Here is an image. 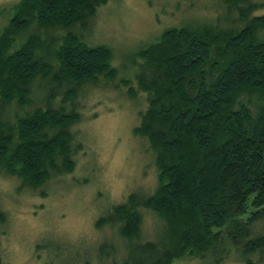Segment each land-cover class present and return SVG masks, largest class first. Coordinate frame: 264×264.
Returning <instances> with one entry per match:
<instances>
[{"label": "trees", "instance_id": "trees-1", "mask_svg": "<svg viewBox=\"0 0 264 264\" xmlns=\"http://www.w3.org/2000/svg\"><path fill=\"white\" fill-rule=\"evenodd\" d=\"M108 1L0 8V176L47 198L84 149L87 87L123 86L131 100L143 95L132 136L147 142L155 187L99 213L95 227L108 235L89 249L72 244L70 264H261L264 15L254 13L264 1L208 0L212 17L165 27L117 67L111 48L83 36ZM7 216L0 195V228Z\"/></svg>", "mask_w": 264, "mask_h": 264}, {"label": "rangeland", "instance_id": "rangeland-1", "mask_svg": "<svg viewBox=\"0 0 264 264\" xmlns=\"http://www.w3.org/2000/svg\"><path fill=\"white\" fill-rule=\"evenodd\" d=\"M19 1L0 0V8ZM206 3L109 0L96 11L95 25L83 31V36L93 45L111 48L117 67L123 56L153 42L165 27L212 17L211 5ZM254 15H264V2ZM101 84L87 87L79 125L84 149L76 155L72 172L52 181L47 198L18 190V180L0 176V195L8 213L6 226L0 228L3 264H70L72 244L89 249L108 235V228L95 227L99 213L121 203L132 191L154 189L155 169L147 142L132 136L138 113L145 107L143 95L131 100L123 86L113 89ZM39 243L45 246L41 252L36 250ZM251 260L256 263L257 258ZM90 264L108 263L93 258ZM177 264L214 263L186 259ZM223 264L235 263L231 259Z\"/></svg>", "mask_w": 264, "mask_h": 264}]
</instances>
